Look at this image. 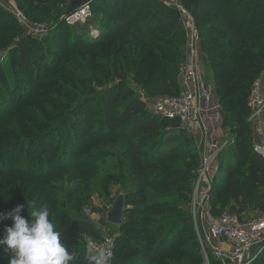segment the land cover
<instances>
[{
  "label": "trees",
  "instance_id": "trees-1",
  "mask_svg": "<svg viewBox=\"0 0 264 264\" xmlns=\"http://www.w3.org/2000/svg\"><path fill=\"white\" fill-rule=\"evenodd\" d=\"M17 1L35 24L56 28L41 40H17L25 30L9 23L10 15L0 7V52L6 51L0 62V109L19 120L18 130L8 133L14 141L7 151L25 150L19 166L0 169V239L13 224L4 216L17 206L24 205L21 215L31 220L29 200L48 207L61 242L74 256L70 264H86L88 241H102L100 226L108 225V211H96L95 200L108 206L119 188L125 209L124 223L116 227L114 264H205L192 213L200 154L179 122L148 111L131 86L137 84L150 97L181 93L186 35L180 14L158 0H132L124 16L123 0H93L92 15L96 7L106 15V20H92L96 39L91 21L87 26L61 21L70 0ZM179 1L195 21L205 65L214 73L224 126L235 125L230 137L236 161L220 157L210 214L264 215V159L255 152L248 107L253 83L264 70V0ZM67 31L73 35L66 36ZM33 60L38 66L31 68ZM24 72L39 80L50 72L43 87L58 78L62 98L51 102V115L32 114L21 121L23 103L39 97L34 79ZM41 145L49 155L39 154ZM88 208L102 214L100 226L87 215ZM10 258L0 247V264ZM254 264H264V253Z\"/></svg>",
  "mask_w": 264,
  "mask_h": 264
},
{
  "label": "built area",
  "instance_id": "built-area-1",
  "mask_svg": "<svg viewBox=\"0 0 264 264\" xmlns=\"http://www.w3.org/2000/svg\"><path fill=\"white\" fill-rule=\"evenodd\" d=\"M180 14L186 35L185 60L180 69L181 93L178 96L150 97L141 89L136 91L148 111L167 120H176L180 128L193 140L200 154V167L194 183L192 213L201 244L205 264L210 263V254L219 264H254L264 253V218L241 219L237 214L225 213L217 219L209 217L208 199L212 181L219 166L222 153L235 143L224 126V118L215 86L205 76L207 57L200 48V36L195 21L188 9L178 0H158ZM23 28L43 32L44 25H32L24 17L12 11ZM21 15V14H20ZM92 18L91 3L75 9L65 22L71 26H87ZM248 107L251 111L249 122L260 129L264 114V70L253 83ZM220 133V135H219ZM255 152L264 159V140L255 144ZM200 218L207 228L202 236ZM94 247L109 253V264L116 257V239L105 237L102 241H88ZM222 244L228 249L222 248Z\"/></svg>",
  "mask_w": 264,
  "mask_h": 264
},
{
  "label": "rangeland",
  "instance_id": "rangeland-1",
  "mask_svg": "<svg viewBox=\"0 0 264 264\" xmlns=\"http://www.w3.org/2000/svg\"><path fill=\"white\" fill-rule=\"evenodd\" d=\"M147 1L152 2L153 0H145V3ZM133 5H134V3L132 2V0H123V2H122V15L127 16L128 12L133 7ZM0 7H1V9L3 11L7 12L10 15L9 18H8V22L11 23V24H16V25H19L21 28H23V26L20 25L18 19L16 18V15H14L12 13V11H14L16 13H20L21 15L20 14H17V15H19L21 17H24L25 20H27L32 25H34V26L37 25V24H35V22L31 21L27 16L24 15L23 10L20 8L19 2L17 0H0ZM142 8H143V6H141L138 9V11L140 9H142ZM169 16L174 19V15L173 14H169ZM105 17H106L105 11L102 10L100 7H96L95 8V11L93 12V15H92V18H91V23H90L91 24V27H92V31H93L92 33L97 32L96 31V28L92 24L93 21L94 20H97L99 22L101 19H105L106 20ZM137 17L139 18L140 16L137 15ZM94 23H95V21H94ZM48 27L49 28L47 30L43 31V32H37L34 29V30L31 31L32 34H30L28 31H26L23 28L25 30L24 31V35L22 33L19 37H17V40L22 39L23 36L24 37H37L38 39L41 40V39H43L44 36H46L47 34H49L51 31H53L56 28V26L54 28H52L51 25L48 26ZM23 29H22V31H23ZM72 35H73V33H71L70 31H67V35L66 36H72ZM95 38L96 39L99 38V32H97V36ZM67 47H69V46H67ZM34 48L37 51H40V49H41V47H38V46H34ZM19 52H20V50H19ZM33 52L34 51H32L31 53H33ZM40 53L43 54V50H41ZM44 54L46 56V53H44ZM50 54L52 55V53H50ZM5 55H6V51H1L0 52V62L1 63H4L3 62V60H4L3 57H5ZM43 57H44V55H43ZM53 57H54V59H56L55 58V55ZM45 59L46 58H42L43 61ZM15 61H16V59H15ZM56 63H58V62L56 61L55 64ZM15 65H16V63H13V65L11 67L9 66V68L12 69V67H14ZM37 66H38V63L36 61L33 60L32 62H30V67L31 68L32 67H37ZM6 68L8 69V66H6ZM204 71H205V76H206L207 82L208 83H212L215 86L216 98L219 100L218 97H220V96L218 95L217 90H216V82H215V78H214L213 71L211 70L210 66H207V65H206ZM26 73H29V72H24V74H26ZM50 75H51V73L48 72L44 76L43 79L39 80L38 76H34V78H33V75L26 74V77H30L31 80L34 79L33 80V85L35 87V93H37V91H38L39 97L37 98V100H35V101L31 102V103L30 102L23 103L22 115L20 116L21 117V121L22 120L25 121V119L28 116H31L32 114H34V115L37 114L36 116H39L40 113H42V118H43L44 114L48 113L49 115H51L53 113V111L51 110V108L49 106H50L51 102H53L55 99H58V96H59V98H62L60 96V92H58V90H57V89L62 88V87L59 85L58 78L53 79V81L50 82L48 86L46 85V87L45 86L43 87L42 84L47 80V78ZM56 77H58V76H56ZM62 79L67 80L68 79V76L66 75ZM131 86L135 90V92L139 89V87H138L137 84H134V83L132 84L131 83ZM36 96H37V94H36ZM106 101H108V100H106ZM15 103L16 102H14V104L11 105L10 107L15 106ZM90 106H91V108L93 107L94 110H96L98 108L97 105H93V106L90 105ZM8 112H9V110L6 109V108L0 109V150H1L0 151V158L2 159L1 162H0V169L2 168V169H5V170L6 169L9 170L12 167L13 168H16V166H19L21 164V160H23V159H21V156L24 155V153H25V150H23V149H12L10 151H7V146L10 145V143L14 141V140H10V137L8 136V133L13 134L12 131L18 130V126H19V120L16 119V118H13L11 116L13 113H8ZM234 127H235L234 124H233V126L230 125L229 128H227V132L229 134H232L233 133V130H235ZM23 128H24V125H23ZM24 132L26 134V131L25 130H24ZM39 147H40L39 154L49 155V153L47 152L48 151L47 150V147H45L43 145H41ZM55 147H57V146H55ZM221 157L223 159H225L227 162L234 164L235 161H236V159H235V155H234L233 146L231 145L227 149H225V151L222 153ZM6 178H8V177L6 176ZM1 179H3V176L2 175H0V185L2 183V180ZM9 183H11V184L9 185ZM9 183H8V186L6 187V189L10 188L11 185L13 184L12 182H9ZM3 184H4V182H3ZM3 184L0 187V189L3 188ZM121 194H123L122 191H120L119 188H116L112 192V194L110 195V197H109V199L112 200L113 203L110 204V205H108V206H106V204H104L103 201L95 200V209H96V211L97 210H104V212L105 211H108L109 212L112 209L113 204L115 203V201L117 200V198ZM209 206L211 208V205L210 204H209ZM92 212H93V209H91V208H88L87 209V215L90 217V219L95 224L99 225V221L102 218V214H99V213L93 214ZM215 216H212L209 213V217L210 218L217 219V217H215ZM254 218H264V215L251 214V215H247V218L246 219H254ZM202 222L203 221L200 218V226L201 227H202ZM100 227L102 228V238H105V237H112L114 239L117 238V236H118V228H116V226H113V225L108 224L106 226H100ZM204 229L205 230H203L201 228V230H202V236L203 237L206 234L207 228L205 227ZM221 246L224 249H228V246H226L225 244H222ZM210 263L212 264V259L211 258H210Z\"/></svg>",
  "mask_w": 264,
  "mask_h": 264
},
{
  "label": "clouds",
  "instance_id": "clouds-1",
  "mask_svg": "<svg viewBox=\"0 0 264 264\" xmlns=\"http://www.w3.org/2000/svg\"><path fill=\"white\" fill-rule=\"evenodd\" d=\"M27 204L31 220L21 215L24 205L4 216L13 221L12 226L6 228V235L0 239V247L11 255L9 264H70L74 256L61 242L60 231L50 220L48 207H36L29 200ZM85 260L86 264H109L110 255L90 242Z\"/></svg>",
  "mask_w": 264,
  "mask_h": 264
},
{
  "label": "water",
  "instance_id": "water-1",
  "mask_svg": "<svg viewBox=\"0 0 264 264\" xmlns=\"http://www.w3.org/2000/svg\"><path fill=\"white\" fill-rule=\"evenodd\" d=\"M93 0H70V8L61 18V21H65L66 17H68L75 9L82 7L87 3H91ZM125 209V196L121 194L115 203L113 204L112 209L107 213L106 222L110 225L121 227L124 223V213Z\"/></svg>",
  "mask_w": 264,
  "mask_h": 264
},
{
  "label": "crops",
  "instance_id": "crops-1",
  "mask_svg": "<svg viewBox=\"0 0 264 264\" xmlns=\"http://www.w3.org/2000/svg\"><path fill=\"white\" fill-rule=\"evenodd\" d=\"M261 126L260 129L256 128V126H253L255 129V144H258L262 140H264V114L261 117ZM220 135V133H219ZM215 171L217 172V168H215ZM203 230H205V224L202 222V227Z\"/></svg>",
  "mask_w": 264,
  "mask_h": 264
}]
</instances>
